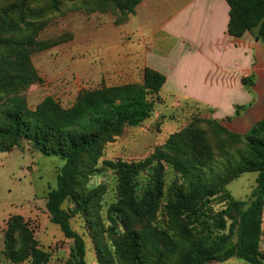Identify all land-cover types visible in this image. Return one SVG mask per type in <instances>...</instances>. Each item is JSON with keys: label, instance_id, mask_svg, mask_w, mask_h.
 I'll use <instances>...</instances> for the list:
<instances>
[{"label": "trees", "instance_id": "obj_1", "mask_svg": "<svg viewBox=\"0 0 264 264\" xmlns=\"http://www.w3.org/2000/svg\"><path fill=\"white\" fill-rule=\"evenodd\" d=\"M0 1L4 2L0 7V23L11 27L3 42L8 52L18 57L17 67L7 61L0 64V97L5 100L0 107V153L10 152L25 141L43 156L63 161L55 188L47 192L45 206L50 223L72 241L71 255L65 264H86L84 239L72 229L70 220L82 213L91 222L97 216L94 209L98 195L96 191L84 193L82 180L94 170L104 145L113 142L123 126H139L152 116L161 100L164 77L145 68L141 84L83 90L68 108L52 97H45L30 109L22 93L42 81L28 58L26 39H17L16 35L23 28L34 26L28 20L38 17L39 3L55 9L61 2L105 1L134 15L143 0ZM225 1L229 7L228 35L238 38L251 32L256 40L264 42V0ZM242 82L246 85L250 81ZM203 107L213 114L212 109ZM244 110V106H237L235 116ZM109 164L118 178L117 210L125 227L119 240L120 264H206L234 257L247 264H264L260 249L264 217V118L243 135L228 130L215 119H197L172 134L145 161ZM147 167L153 169V185L138 200L134 179ZM164 167L173 169L182 178V183L170 187L165 205L172 235L151 226L164 196ZM250 172L257 176L247 204L234 199L226 186ZM66 201L72 206L64 208ZM214 204L221 205V209L214 211ZM91 230L96 237L98 264H115L99 242L94 223ZM3 254L11 264L49 261L48 253L40 249L20 215L7 221Z\"/></svg>", "mask_w": 264, "mask_h": 264}, {"label": "rangeland", "instance_id": "obj_2", "mask_svg": "<svg viewBox=\"0 0 264 264\" xmlns=\"http://www.w3.org/2000/svg\"><path fill=\"white\" fill-rule=\"evenodd\" d=\"M3 5L4 2L0 1V7ZM36 7L38 17L28 20L34 26L23 28L16 35L17 39H26L28 58L42 81L30 85L22 93L30 109H34L45 97H52L63 108H68L83 90L126 83L125 79L121 80L120 74L115 76L110 69L117 58L114 54L126 46L127 32L132 30L133 40L139 38L135 20L131 18L129 21L132 15L105 1L61 2L55 9L48 4L39 3ZM10 30L9 25L0 23V64L7 61L17 67L18 57L15 58V54L12 56L3 42L4 38L9 37ZM137 81L140 82V75ZM160 97L162 99L158 101L148 120L139 126H123L120 135L113 142L104 145L94 170L82 180L84 193L96 191L98 195L94 209L97 216L91 218V222L82 213L70 220L72 229L84 239L86 264H98L94 244L96 237L91 230L93 223L97 226L99 242L107 250L110 260L120 264L117 261L121 255L119 240L125 234V227L121 221V213L117 210L118 178L109 163L143 162L172 134L182 131L197 122V119H215V115L209 114L203 106L177 104L166 97L165 92ZM4 102L0 97V107ZM250 107L247 105L245 110ZM242 113L240 112V116ZM240 116H235L234 113L226 120H215L230 130L231 121L235 124L246 121L245 118H238ZM199 126L203 130L198 124ZM206 138L211 140L209 135ZM62 166L61 159L43 156L25 141L10 152L0 153V264H11L3 254V236L7 221L15 215L23 217L40 249L48 253L47 264H65L70 258L72 241L65 239L58 226L50 223L45 206L47 192L55 188L56 176ZM256 176L255 172L244 173L230 182L226 190L234 199L248 204ZM152 180V167L141 170L135 177L134 191L138 200L152 188ZM163 182L164 196L151 226L172 235L165 205L170 187L174 183H182V178L173 169L164 167ZM71 206L68 201L63 204L64 208ZM213 209L218 211L221 205L214 204ZM143 227L146 225L141 228ZM262 232L260 249L264 255V217ZM206 264L247 263L234 257L224 262Z\"/></svg>", "mask_w": 264, "mask_h": 264}, {"label": "crops", "instance_id": "obj_3", "mask_svg": "<svg viewBox=\"0 0 264 264\" xmlns=\"http://www.w3.org/2000/svg\"><path fill=\"white\" fill-rule=\"evenodd\" d=\"M228 13L225 0H143L129 19L139 38L127 32L110 72L139 84L145 68L156 71L164 77L160 94L206 106L220 121L253 105L239 115L242 124L230 122V131L244 134L264 118V44L251 32L228 35Z\"/></svg>", "mask_w": 264, "mask_h": 264}]
</instances>
